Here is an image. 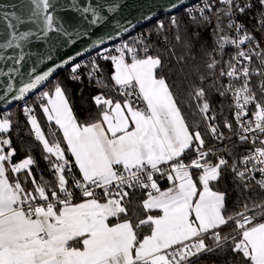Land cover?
<instances>
[{
  "label": "snow or ice",
  "instance_id": "1",
  "mask_svg": "<svg viewBox=\"0 0 264 264\" xmlns=\"http://www.w3.org/2000/svg\"><path fill=\"white\" fill-rule=\"evenodd\" d=\"M216 3L206 0L201 7L187 10V15L195 27H210L216 47L208 53L206 67L211 74L223 62L227 71L221 68L219 75L228 80L223 85L214 82L212 87L222 97L231 96L238 142L252 145L231 163L211 148L205 150L201 131L186 122L163 61L150 54L145 39L103 46L114 36L134 30L138 20H150L151 9L139 8L137 17H132L136 0L131 6L129 0H17L0 6L12 9L0 11L4 26L0 29V76L7 78L5 97L24 99L81 54L78 51L57 62L53 53L58 48L91 37L85 50L98 47L97 56L111 62V79L123 98L114 100L98 93L93 97L100 109L98 117L81 123L59 82L52 90L40 92L39 107L49 127L54 123L62 131L66 149L59 141L50 143L34 107L24 105L54 185L36 179L31 154L12 162L17 152L3 135L12 123L7 114L0 119V264H197L203 255L229 252L239 258V264H264V198L253 200L245 195L253 189L264 192V47L238 20L256 7L257 24L264 28V0H219L223 7L213 12ZM177 6L173 0L168 7ZM64 13L74 14L75 20ZM170 23L179 28L175 16ZM164 27V21L157 22L158 30ZM97 28L104 31L93 36ZM194 36L198 39L199 32ZM184 43L192 47L191 40ZM229 46L236 50L230 59L217 60L213 53H224ZM40 65L45 68L38 71ZM86 66L74 63L69 78L82 80L77 73ZM97 70L93 58L90 80ZM253 77L260 78L259 98ZM205 79L200 76L201 81ZM193 93L203 119L215 121V113L208 115L211 105L205 87H194ZM207 127L212 137L225 139L215 123ZM224 127L231 130L232 123L225 121ZM189 151L196 157L186 164L182 157ZM213 155L215 163L208 159ZM157 174L160 179L166 177L170 187L161 190ZM229 174L233 187L244 196L242 209L232 213L227 190L217 188ZM29 182L31 188L26 187ZM74 189L80 192L79 202H75ZM125 189L145 191L142 207L162 215L147 214L137 223L121 220L127 214L129 191ZM230 223L234 234H222ZM144 226L150 234L140 239Z\"/></svg>",
  "mask_w": 264,
  "mask_h": 264
},
{
  "label": "trees",
  "instance_id": "2",
  "mask_svg": "<svg viewBox=\"0 0 264 264\" xmlns=\"http://www.w3.org/2000/svg\"><path fill=\"white\" fill-rule=\"evenodd\" d=\"M197 2L190 3L187 6L179 8L169 18L163 20V17H158L148 23L144 29H138L133 31L129 37L121 39L131 41L133 38L145 39L150 48V54L153 56H160L164 64V74L167 77L168 82L172 85V90L175 94L178 106L182 110V114L186 122L193 126V128L201 131L203 138L205 139V148L214 145L218 142L217 139L212 137L208 132V123H215L219 127V131L224 133L225 139L222 140V146L220 152L224 153L226 158L231 160L233 158L239 159L244 155L246 145H240L237 140H232L230 136L226 134V128L224 127L225 121L231 122V106L229 96L222 97L216 90V87H212L213 83L216 82L218 85L225 84L226 77H220L219 73L221 68L227 71L226 65L222 62L211 74L206 65L209 63V52H213L216 45L214 43L215 37L212 35L210 27L197 28L189 20L187 10L194 9ZM223 7L219 2L214 5L215 8ZM257 13L258 8L254 7L253 10L249 11L246 15H243V19L247 24V28L250 32L254 33L257 40L260 42V46L264 47V28H261L257 24ZM211 14V13H208ZM175 16L179 23V28L173 27L170 23L171 18ZM164 21V29H157V22ZM215 16H213L212 26L215 25ZM223 23L226 25L227 20ZM225 31H230L225 28ZM199 32V38L194 36V33ZM149 33L151 35L149 36ZM179 35L180 39L177 40L176 36ZM121 40H118L108 47L119 44ZM191 40L192 47L188 48L185 46L184 41ZM98 52V51H97ZM231 49L227 47L224 53L214 52V56L217 60H228L231 57ZM95 58V63L98 65L93 79H89L88 73L92 70V60ZM86 67H81L78 70L77 75L83 77L82 80L70 79L71 67L74 63L87 62ZM70 67H67L62 71L56 78L50 80L44 89L52 90L53 86L59 82L63 88L66 89V94L70 98L71 106L74 111V115L78 118V121L83 123L91 121L98 117L100 109L97 108L93 97L98 93H103L106 97H112L115 99H123L116 91L114 82L111 79V75L114 71L111 62L105 61L97 56V53L90 57H85L74 62ZM206 77L205 80L201 81L200 76ZM97 80L100 82L97 83ZM194 87H205L207 92V99L210 102L211 109L208 115L212 113L216 114L215 121H205L197 108V102L193 99V88ZM42 92V91H40ZM38 92V94L40 93ZM27 104L33 105L35 109V115L46 138L49 139L50 143L54 140H60L58 131L54 124L49 127V122L43 117L39 102L36 97H32L28 103L15 106L10 110L8 118L12 123L10 137L12 140V147L16 149L17 154L14 156V161L19 162L27 155L31 154L35 160V166H32V171L38 181H47L54 185L55 178L53 173L49 169L48 162L44 159V149L42 143L37 141L31 130V126L28 123L27 116L23 112V106ZM35 104V105H34ZM32 107V106H31ZM2 116L5 114L2 113ZM55 133V136H53ZM192 154V151L187 152ZM67 154V153H66ZM54 159V157H53ZM70 159V156H69ZM73 171L77 174L76 168ZM157 182L161 190H165L170 186L168 179L159 178L157 174ZM26 187L31 188L32 185L29 182ZM219 190H227L228 192V203L227 207L229 213L234 211H240L243 207L244 196H241L238 189L233 187L231 182V176L225 175L224 179L217 185ZM129 191V196L126 198L127 203V214L120 217L123 219H130L133 223H137L139 219L146 218L147 214L158 215V212L146 210L142 207V201L146 199L145 191L141 189H125ZM246 196H250L253 200H259L264 198V192L258 189H253L252 192L246 193ZM112 223L117 222L115 218H110ZM233 224L224 226L221 230L222 234H234ZM150 234L148 226H144L140 230V239L143 235ZM211 244L210 240L206 241ZM197 264H239V258L234 257L230 252L225 255L217 254H206L203 255Z\"/></svg>",
  "mask_w": 264,
  "mask_h": 264
},
{
  "label": "water",
  "instance_id": "3",
  "mask_svg": "<svg viewBox=\"0 0 264 264\" xmlns=\"http://www.w3.org/2000/svg\"><path fill=\"white\" fill-rule=\"evenodd\" d=\"M194 1L196 0H175L178 6L172 9L168 6L173 2V0H136V8L131 10V13H130L131 16L137 17L138 15L137 9L146 7L148 9H151L152 18L150 20H138L136 22V27L134 30H130L129 33H122L120 37L114 36L111 41H106L103 46L108 47L110 44L118 40L127 38L133 31L146 27V25L150 23L151 21H153L154 19L158 17H164L165 15H171L175 13L179 8L187 6ZM16 2L17 0H0V6L11 5ZM133 2L134 0H129V6H131ZM3 10L10 11L12 9L10 7L7 9L0 7V11H3ZM125 14L126 15L129 14L128 11H126ZM63 15L75 20V15L72 13H64ZM3 27H4L3 22L0 21V29H2ZM103 31L104 29L97 28L95 32L93 33V36L99 35ZM89 39H91V37ZM89 39H82L78 41L76 44L69 46L68 48H58L57 51L53 53L54 59L57 62H59L62 58L75 54L78 51H80L81 54L74 61H72V63L64 66L63 68L56 70L54 75L51 76L46 81V83H44L42 86H38L36 89L31 90L24 99H21L19 101H11L10 100L11 94H9L8 97H5L3 95V92H4V86L6 84L7 78L4 76H0V112L5 111V110H10L11 108H14L15 106H17V104H19L20 102L29 100L34 95L38 94V92L42 91L50 80L56 78L62 71H64L67 67H70L74 62H76L77 60L81 58L89 57L93 55L94 53H96L97 51H99L98 47L88 48L87 50H85L86 45L89 43ZM33 50L35 51L36 49H33ZM45 50H46V47H45ZM2 63L3 62H0V66H2ZM46 64L50 65L51 62H46ZM44 68H45V65H40V67L38 68V71Z\"/></svg>",
  "mask_w": 264,
  "mask_h": 264
},
{
  "label": "built area",
  "instance_id": "4",
  "mask_svg": "<svg viewBox=\"0 0 264 264\" xmlns=\"http://www.w3.org/2000/svg\"><path fill=\"white\" fill-rule=\"evenodd\" d=\"M196 1H199V0H196ZM195 2V1H194ZM206 2V0H200V2H197L196 4H195V6H194V8H199V7H201L204 3ZM207 2H211V0H207ZM217 2H219V0H217ZM254 9V8H253ZM252 9V10H253ZM238 20L240 21V22H243L245 25H246V28H247V24L245 23V21H244V19H243V17L242 16H240V17H238ZM248 29V28H247ZM230 34L231 35H234V32H231L230 31ZM242 47H247V45H243ZM229 48L231 49V51H232V53H231V55L232 54H234V52L236 51L233 47H231V46H229ZM97 53V52H96ZM95 54V53H94ZM112 54H117V53H115V52H113ZM90 57V56H89ZM88 58V57H87ZM89 61H88V59H87V62H85V64H87ZM253 63L254 64H256L257 66H259V64H258V61H256L255 60V58H254V61H253ZM259 77H253V81H252V86H253V88H254V90L257 92V94H258V98H259ZM228 82V80H227V77H226V79H225V84ZM234 83H236V84H239L240 83V81H234ZM33 97H37V95L35 96H33ZM229 98H230V106H231V121H232V129L230 130V129H228V128H226V134L228 135V136H230L231 137V139L232 140H237L238 141V139H237V135H236V133H237V131H238V126H237V124H236V122H235V119H234V116H233V113H234V111H235V108H234V106H233V101H232V98H231V96L229 95ZM30 106V105H29ZM31 106H32V104H31ZM30 106V107H31ZM24 107V106H23ZM250 109L251 110H254V106H250ZM4 114H7L8 116H9V114H10V112L9 113H4ZM25 114V113H24ZM3 118H5V116H2V114H0V119H3ZM11 131V130H10ZM10 131H9V133L8 134H3L4 136H5V138H10L11 139V137H10ZM32 134H33V136H34V133L32 132ZM34 138H35V136H34ZM11 145H12V140H11ZM246 145V150H245V153L244 154H246V152L248 151V149H250L251 147H252V145H250V144H245ZM221 146H222V140H218V142H216L214 145H212V146H209V147H206L205 148V150H207L208 148H211L212 150H213V152H215V153H217V155H219V156H225V154L224 153H222V152H220V149H221ZM258 146V145H257ZM7 150V149H6ZM196 157V153L195 152H193L192 154H185V155H183V160H184V162L187 164V163H190V161H191V159H194ZM225 158H226V156H225ZM54 159H55V157H54ZM208 159L211 161V162H213V163H215L216 162V159H217V157L215 156V155H213V156H209L208 157ZM12 162L13 163H16L15 161H14V158H13V160H12ZM78 176V175H77ZM74 191V196H75V201H78L79 200V198H80V192H79V190H73ZM98 192H99V190H97Z\"/></svg>",
  "mask_w": 264,
  "mask_h": 264
},
{
  "label": "crops",
  "instance_id": "5",
  "mask_svg": "<svg viewBox=\"0 0 264 264\" xmlns=\"http://www.w3.org/2000/svg\"><path fill=\"white\" fill-rule=\"evenodd\" d=\"M45 102H46V101H45ZM41 111H42V109H41ZM42 114H43V117L45 118V120L47 121L46 115L43 113V111H42ZM53 124H54V123H53ZM54 126H55V124H54ZM55 128H56V130L58 131L59 139H60V140H57V141L61 142V146L64 147V148L66 149V142L63 141L62 131H60V130L58 129L57 126H55ZM69 156H70V155H69ZM70 159H72V158L70 157ZM76 171H77V175L79 176L78 169H76ZM169 183H170V182H169ZM169 187H170V186H169ZM75 202H79V200H78V201H75ZM151 211L158 212V215H162V213L159 212V210H151ZM74 246H75V245H74Z\"/></svg>",
  "mask_w": 264,
  "mask_h": 264
},
{
  "label": "rangeland",
  "instance_id": "6",
  "mask_svg": "<svg viewBox=\"0 0 264 264\" xmlns=\"http://www.w3.org/2000/svg\"><path fill=\"white\" fill-rule=\"evenodd\" d=\"M171 15H172V14H171ZM171 15H165L162 19L165 20L166 18H169ZM144 28H145V27H144ZM144 28H142V29H144ZM45 90H47V89H43L42 91H45ZM36 95L38 96L39 94H36ZM36 95H35V96H36ZM30 99H31V98H30ZM30 99H29V100H30ZM29 100L24 101V102H20L19 104H17V106H18V105H22L23 103H28ZM34 105H35V104H34ZM32 107H33V105H32ZM11 109H13V108H11ZM11 109H10V110H11ZM10 110L2 111V112H0V114H2V113H3V114H4V113H9Z\"/></svg>",
  "mask_w": 264,
  "mask_h": 264
}]
</instances>
